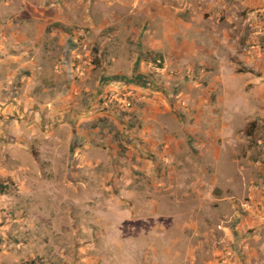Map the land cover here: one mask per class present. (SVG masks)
<instances>
[{"label": "crops", "instance_id": "1", "mask_svg": "<svg viewBox=\"0 0 264 264\" xmlns=\"http://www.w3.org/2000/svg\"><path fill=\"white\" fill-rule=\"evenodd\" d=\"M61 1L59 15L38 26L50 20L64 27L76 24L72 4ZM87 11V22L109 27L108 41L120 39L126 53L130 77L123 86L133 88L136 99L120 122L123 143L143 159L141 167L135 165L146 175L141 184L152 187L141 197L157 205L155 193L163 188L167 204L175 203L180 212L174 217L189 219L163 248L167 263L151 257L135 264H205L193 250L216 249V254L221 252L216 244L233 250V264H264V0H87ZM59 35L61 45L67 43L68 36ZM79 90L73 80L57 88L44 103L50 105V128L37 133L39 119L31 117L23 140L43 134L57 144L63 142L59 132L68 128V143L76 142L74 161L81 150L92 153L95 139H110L91 128L100 117L113 119L97 104L99 93L81 110ZM247 125L255 141L241 152ZM229 148L231 172L224 174ZM214 186L242 191L215 197ZM193 195L208 208L194 207ZM145 249L158 250L154 245ZM181 249L194 253L184 256Z\"/></svg>", "mask_w": 264, "mask_h": 264}, {"label": "rangeland", "instance_id": "2", "mask_svg": "<svg viewBox=\"0 0 264 264\" xmlns=\"http://www.w3.org/2000/svg\"><path fill=\"white\" fill-rule=\"evenodd\" d=\"M61 2L0 0V264H135L151 257L167 263L168 252L163 248L171 245L169 239L177 237L178 226L189 219L182 214L174 217L180 212L175 203L167 204L163 188L155 193L157 205L141 197L152 187L141 184L146 175L135 165L143 159L138 150L123 143L125 130L120 122L131 113L136 96L129 110L103 103L105 95L125 88L130 77L126 53L120 39L108 41L109 27L87 22V0L66 1L73 6L75 25L64 27L50 20L38 26L37 22L59 15ZM19 21L30 25H18ZM60 33L68 36L64 45ZM160 63L154 60V65ZM72 72L77 74L73 79ZM71 80L80 87L81 110L99 93L97 104L113 116L100 117L91 127L111 138L95 139L92 153L81 150L74 161L75 141L68 143V128L59 132L63 142L57 144L43 134L23 140L31 129V117L39 119L37 133L50 128V105L45 100ZM244 132L241 152H247L255 141L249 137L250 125ZM126 141L131 144L130 138ZM147 156L157 160L153 154ZM225 161L227 169L222 173L229 174L230 148ZM210 189L215 197L242 191V187ZM171 193L181 196V191ZM192 199L194 207L201 205L196 196ZM201 207L208 208L206 204ZM206 221L212 223L211 218ZM148 245L158 250L145 249ZM215 247L221 252L193 250L196 259L219 264L227 257L233 264V250ZM193 251L179 252L185 256Z\"/></svg>", "mask_w": 264, "mask_h": 264}, {"label": "built area", "instance_id": "3", "mask_svg": "<svg viewBox=\"0 0 264 264\" xmlns=\"http://www.w3.org/2000/svg\"><path fill=\"white\" fill-rule=\"evenodd\" d=\"M160 63V61H157ZM157 66V65H156ZM136 93L131 88H122L120 90L112 91L104 96L103 103L105 106H111L115 110H129L133 106V100ZM219 264H232L227 257L221 258Z\"/></svg>", "mask_w": 264, "mask_h": 264}]
</instances>
